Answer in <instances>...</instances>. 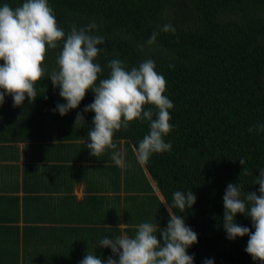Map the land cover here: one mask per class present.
I'll return each instance as SVG.
<instances>
[{
  "label": "trees",
  "instance_id": "1",
  "mask_svg": "<svg viewBox=\"0 0 264 264\" xmlns=\"http://www.w3.org/2000/svg\"><path fill=\"white\" fill-rule=\"evenodd\" d=\"M23 2L0 0V7ZM48 5L65 37L73 24L98 25L92 34L103 36L105 43L97 46L102 51L94 62L102 71L96 85L108 78L107 65L113 59L123 61L129 71L151 59L163 75L164 95L174 105L169 109L173 128L163 139L172 147L153 153L143 166L165 205L175 191L196 195L191 209L176 210L198 234V243L187 250L194 264L206 258L214 264H262L245 252L249 236L229 241L222 224L227 184L240 180L244 193L259 194L255 178L264 169V0H48ZM166 24L175 31L157 28ZM154 31L159 35L149 45ZM62 45L59 41L46 52L45 76L35 84L34 102L26 95L21 106L13 107L12 96H5L0 143H65L75 150V144L91 142L88 131L95 113H84L79 125L74 122L77 112L94 101L92 90L63 117L52 111L57 103H66L47 78L58 69ZM150 107L155 112L153 105L144 110ZM149 132L148 121L134 120L127 130L114 133L113 142L124 141L136 152ZM243 167L251 174L240 177ZM235 219L254 232L250 217L238 213Z\"/></svg>",
  "mask_w": 264,
  "mask_h": 264
},
{
  "label": "clouds",
  "instance_id": "2",
  "mask_svg": "<svg viewBox=\"0 0 264 264\" xmlns=\"http://www.w3.org/2000/svg\"><path fill=\"white\" fill-rule=\"evenodd\" d=\"M98 28L95 22L87 26H71L65 32L57 26L53 10L48 0H24L21 6L12 8L8 4L0 7V105L5 96L13 98V107L23 104L25 97L29 103L37 97L35 84L45 76L42 64L48 49H56L63 41L62 50L57 56L58 69L48 74L53 88H59V95L66 103H57L52 109L60 116L78 108L88 90L95 94L94 101L77 112L74 126L84 122V113L94 112L93 125L88 131L91 143L86 147L91 156L99 158L105 149H115L113 135L123 128L127 130L134 120L148 121L150 132L144 136L136 150L137 161L144 165L153 153L169 151L171 143L163 137L172 130L169 109L173 103L164 95L166 81L155 71V62L143 61L139 67L126 70L123 61L113 59L107 67L108 78L96 85L102 69L94 60L102 51L98 45L105 43L104 37L92 34ZM160 31L174 32L172 25L157 26ZM159 32L154 31L147 41L155 43ZM174 67V66H170ZM145 105L153 108L144 110ZM155 115V119L153 116ZM264 130V125L260 126ZM255 128L249 129L251 132ZM111 159L118 167L124 166L123 154L113 152ZM241 165L244 159L239 160ZM242 168L240 177L250 175ZM239 177V178H240ZM255 191L243 192V184L228 183L223 195V229L226 239L249 236L245 252L253 261L264 264V169L255 178ZM197 197L191 191H175L170 204H166L169 220L165 228L155 223H141L134 237L121 235L99 240L102 248L111 250V255L102 260L95 254H87L79 264H194V255L187 250L198 243V234L185 223V218L177 214L186 212L196 203ZM251 218L254 232L236 222L237 214ZM159 233V238L157 237ZM203 264H214V259L206 258Z\"/></svg>",
  "mask_w": 264,
  "mask_h": 264
},
{
  "label": "crops",
  "instance_id": "3",
  "mask_svg": "<svg viewBox=\"0 0 264 264\" xmlns=\"http://www.w3.org/2000/svg\"><path fill=\"white\" fill-rule=\"evenodd\" d=\"M88 143H0V264H79L88 253L104 260L111 250L100 239L134 237L146 222L167 226L165 202L133 147L113 142L97 158Z\"/></svg>",
  "mask_w": 264,
  "mask_h": 264
}]
</instances>
